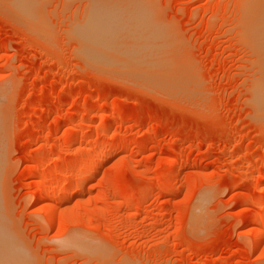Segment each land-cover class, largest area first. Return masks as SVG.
<instances>
[{
	"label": "rangeland",
	"instance_id": "obj_1",
	"mask_svg": "<svg viewBox=\"0 0 264 264\" xmlns=\"http://www.w3.org/2000/svg\"><path fill=\"white\" fill-rule=\"evenodd\" d=\"M249 3L0 0L11 264H264V55ZM88 47L128 65L148 55L150 69L108 71Z\"/></svg>",
	"mask_w": 264,
	"mask_h": 264
},
{
	"label": "bare ground",
	"instance_id": "obj_2",
	"mask_svg": "<svg viewBox=\"0 0 264 264\" xmlns=\"http://www.w3.org/2000/svg\"><path fill=\"white\" fill-rule=\"evenodd\" d=\"M249 1V0H248ZM250 2H251V4H250V6H249V11H248V13H247V25H246V32L248 33V35L253 39V42H254V44L256 45V47L260 50V53L262 54V55H264V0H250ZM19 4V3H18ZM247 4V3H246ZM102 6V5H101ZM244 6H245V4H244ZM98 7V6H97ZM97 12H99V11H97ZM96 12V13H97ZM104 15V14H103ZM87 20V19H86ZM106 21V20H105ZM96 22V21H95ZM92 23H94V21H92ZM82 24V25H81ZM81 24H79V26H78V24L77 25H74V27L76 28V26L77 27H79V29H74L75 31H76V33H78V32H80L81 31V34H79L80 35V37H81V35H82V30L84 31V29H85V31L86 30H88V28H87V26L88 25H90V26H95V28H96V26L97 25H94V24H98V22H96V23H94V24H92L91 25V21H90V24H88V22H86V25H85V23H81ZM81 25V26H80ZM85 25V27H83ZM99 25L101 26V27H99ZM244 26H245V24H244ZM92 27V28H93ZM98 28H100V29H103V30H101V31H104L105 30V28L106 27H102V25L101 24H98V26H97V29L96 30H94V31H96L97 32V30H98ZM94 29V28H93ZM107 29V28H106ZM79 30V31H78ZM89 30H90V27H89ZM92 29L90 30V33H92ZM109 31V30H108ZM98 33V32H97ZM100 33V32H99ZM103 33H105V32H103ZM103 33H101V34H103ZM110 33V32H109ZM113 33V32H112ZM133 33V32H132ZM84 34H85V32H84ZM100 34V35H101ZM114 34V33H113ZM131 34V33H130ZM106 35V34H105ZM129 35V34H128ZM102 37H101V40H100V36L98 35L97 37H92V40H94L95 38H97V39H95L94 40V42L93 43H95L96 44V40H99L98 41V43L100 44V46L102 45V48H103V46H104V43H106V41H105V39H107V38H104V36L103 35H101ZM113 36V35H112ZM98 37H99V39H98ZM109 37H110V34H109ZM94 38V39H93ZM136 38V37H135ZM81 39V38H80ZM79 39V40H80ZM87 39V40H86ZM86 41L87 42H89L88 40L90 39V38H88L87 36H86ZM113 39V38H112ZM108 40V39H107ZM114 40H115V38H114ZM84 41V40H83ZM83 41H82V43H83ZM105 41V42H104ZM102 44H101V43ZM109 42H110V40H109ZM81 43V44H82ZM91 43V42H90ZM108 44V43H107ZM150 44V43H149ZM88 45H89V43H88ZM88 45H83V46H88ZM135 45V44H134ZM90 46H92V45H90ZM89 46V47H90ZM109 46H110V48H111V43H109ZM127 46V45H126ZM132 46H133V44H132ZM140 46V45H139ZM88 47V50H90L91 52L93 51L94 53L96 52V54H98L100 51L98 50H96L95 51V47H93L92 48V50H91V48H89ZM109 48V49H110ZM123 48V47H122ZM122 48H120V49H122ZM101 49V48H100ZM87 50V53L89 52ZM104 50V49H103ZM126 50V49H125ZM102 51V50H101ZM105 51L106 50H104V52H100V53H103L102 55H103V57H106L107 56V59H104V61L105 60H107V61H109V59H108V57L110 56H108V54L107 53H105ZM116 51V50H115ZM129 51V50H128ZM139 51H140V49H139ZM152 51H154V50H152ZM89 53L88 55H87V57L88 58H90V57H93V58H95L97 55H95V54H93V53ZM99 53V54H100ZM115 53V52H114ZM124 53V52H123ZM126 53H127V51H126ZM129 53H131V51H129ZM147 53V52H146ZM91 54H92V56H91ZM106 54V55H105ZM116 54V53H115ZM117 54H119V50H118V52H117ZM116 54V55H117ZM121 54V53H120ZM95 55V56H94ZM101 55V56H102ZM128 55V54H127ZM129 55H132V54H129ZM128 55V56H129ZM147 55V54H146ZM120 56H122V55H120ZM127 56V59L128 60H126V61H131V57L129 56L128 57ZM133 56H135V59L137 58V59H139V58H143L142 60H143V62L145 61V63H142V65H143V67H140V65H141V62L140 63H138L139 61H141V59L140 60H132V62H134L133 63V65H132V62L131 63H129V65L131 64V66H130V68H132V70H135V65L136 64H138V68H137V70H136V72H138L140 69H143L144 67H145V72H147V69L149 70L150 68L148 67H146V64L149 66V62L148 61H146V59H147V57H149L148 55H147V57H145L143 54H141V55H133ZM132 56V58L134 59V57ZM146 58H144V57ZM154 56H155V54H154ZM158 56V55H157ZM125 58L124 59H126V56H124ZM119 58V57H118ZM87 59V58H86ZM103 58H99L98 59V61H96V59H95V61L97 62V63H95L96 65H98V66H102L103 68H106V66L108 67L109 66V69L107 68V70L109 71L110 70V67L111 68H114V67H112L113 65H115L116 67L117 66H119V68L121 67V69H122V67L124 66V68H125V65H127V70L129 69V65L128 64H124V61H123V63H122V60H119V61H121V63L118 65V62H116L118 59L117 58H115L116 59V61H111V59L112 60H114L111 56H110V61L111 62H107V61H105V62H103V60H102ZM150 59V58H149ZM149 59H147V60H149ZM162 59V58H161ZM161 59L159 60V61H161ZM90 61H91V59H90ZM95 61H92V62H95ZM103 62V63H101V62ZM135 61L137 62L136 64H135ZM152 61V60H151ZM157 61V60H156ZM114 64H113V63ZM154 62V61H153ZM152 62V63H153ZM100 63H101V65H100ZM106 63H107V65H106ZM116 63H117V65H116ZM155 64V63H154ZM111 65V66H110ZM141 65V66H142ZM151 65V64H150ZM153 65V64H152ZM134 66V67H133ZM115 67V68H116ZM114 68V69H115ZM116 70H118V68L116 69ZM122 70H124V69H122ZM132 70L130 71V73L129 74H131V72H132ZM125 71H126V69H125ZM113 72H115V71H113ZM120 72V71H119ZM142 72V74H143V70L141 71ZM124 71H123V73L121 74V75H124ZM133 74H135V72H132ZM139 73H140V71H139ZM148 73V72H147ZM144 74H146V73H144ZM117 75V74H116ZM115 75V76H116ZM132 75V74H131ZM131 75H129L130 77H131ZM137 75H138V73H137ZM136 75V76H137ZM117 76H119V75H117ZM142 76V75H141ZM138 77V76H137ZM122 79H123V77H121ZM133 78H135V76L133 77ZM141 78V77H140ZM129 79H131V78H129ZM138 79V78H137ZM147 79V78H146ZM153 79H154V77H153ZM141 80V79H140ZM139 80V81H140ZM127 81V80H126ZM138 81V80H137ZM262 90L264 91V89L262 88ZM259 91V90H258ZM263 91H260V93L261 94H263L262 92ZM261 94H259V92H258V97H257V99H259V97H260V95ZM255 97H256V95H255ZM255 99V98H254ZM259 101V102H258ZM257 102H256V100H254V103L255 104H259V103H261V105H260V108H259V110H262V111H260L262 114H263V116H264V100L262 99V102L260 101V99L258 100ZM252 106V105H251ZM262 116V117H263ZM2 116L0 115V118H1ZM3 118V117H2ZM264 118V117H263ZM3 126H2V122H1V119H0V132H1V128H2ZM50 176V175H49ZM60 176V175H59ZM65 176V175H64ZM71 177V176H70ZM62 178V177H61ZM64 179V178H63ZM49 181V180H48ZM52 181V180H51ZM62 185V184H61ZM49 186V185H48ZM65 187V186H64ZM54 188V187H53ZM40 189V188H39ZM50 189V188H49ZM55 189V188H54ZM66 189V188H65ZM38 190V189H37ZM50 191H53V189L52 190H49V195L50 194H52V193H50ZM62 191V190H61ZM65 192H67V191H65ZM64 192V193H65ZM58 193H61V192H58ZM53 196V195H52ZM62 196V195H61ZM67 197V196H66ZM63 200V199H62ZM51 204V203H50ZM44 206V207H43ZM41 207H43V208H45V211L47 210V211H49L50 212V210H51V208H52V205L51 206H49V203L47 204V203H42L41 204ZM53 209V208H52ZM51 213V212H50ZM60 214V213H59ZM62 216V215H61ZM2 236V235H1ZM256 236H258V234L256 233L255 234V237ZM11 258H10V255H9V253L7 252V247H6V245H5V243H3L2 241H1V239H0V264H11ZM13 264V263H12Z\"/></svg>",
	"mask_w": 264,
	"mask_h": 264
}]
</instances>
